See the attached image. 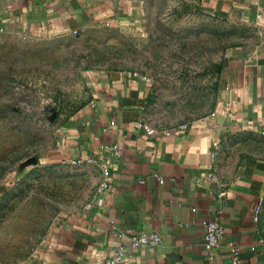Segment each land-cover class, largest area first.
<instances>
[{
	"label": "crops",
	"instance_id": "obj_1",
	"mask_svg": "<svg viewBox=\"0 0 264 264\" xmlns=\"http://www.w3.org/2000/svg\"><path fill=\"white\" fill-rule=\"evenodd\" d=\"M209 1L222 19L251 21L258 37L225 55L210 113L153 128L145 120L149 80L127 71L91 75L90 98L50 161L93 169L103 187L59 216L25 264H95L119 247L124 264H210L201 222L212 217L226 232L216 264H231V245L239 264H264L263 214L254 220L264 200V0ZM142 2L0 0V32L79 36L95 13ZM141 233H157L161 243L132 249L128 239Z\"/></svg>",
	"mask_w": 264,
	"mask_h": 264
},
{
	"label": "rangeland",
	"instance_id": "obj_2",
	"mask_svg": "<svg viewBox=\"0 0 264 264\" xmlns=\"http://www.w3.org/2000/svg\"><path fill=\"white\" fill-rule=\"evenodd\" d=\"M213 8L209 0H143L95 13L79 36L0 32V264L28 262L59 216L102 188L93 169L50 161L90 98L91 75L149 80L153 128L210 113L225 55L258 38L251 21L230 22Z\"/></svg>",
	"mask_w": 264,
	"mask_h": 264
},
{
	"label": "built area",
	"instance_id": "obj_3",
	"mask_svg": "<svg viewBox=\"0 0 264 264\" xmlns=\"http://www.w3.org/2000/svg\"><path fill=\"white\" fill-rule=\"evenodd\" d=\"M148 134H152L151 129L146 130ZM264 137V130L262 132ZM103 187V185H102ZM264 200L261 199L254 210V220L258 221L262 213ZM203 228V245L210 255V264H216L215 254L221 247L225 239V229L221 221L217 217H212L201 222ZM129 246L132 249H141L145 247H156L161 243V238L157 233H141L134 235L128 239ZM239 247L237 245H231L228 247V253L231 264H239ZM126 250L124 247H119L116 253L105 260L99 261L95 264H124Z\"/></svg>",
	"mask_w": 264,
	"mask_h": 264
}]
</instances>
